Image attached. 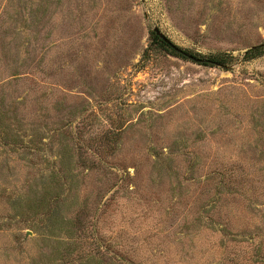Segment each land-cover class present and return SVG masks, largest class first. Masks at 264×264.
<instances>
[{"label": "rangeland", "instance_id": "374dc122", "mask_svg": "<svg viewBox=\"0 0 264 264\" xmlns=\"http://www.w3.org/2000/svg\"><path fill=\"white\" fill-rule=\"evenodd\" d=\"M261 44L264 0H0V264H264Z\"/></svg>", "mask_w": 264, "mask_h": 264}, {"label": "trees", "instance_id": "16d2710c", "mask_svg": "<svg viewBox=\"0 0 264 264\" xmlns=\"http://www.w3.org/2000/svg\"><path fill=\"white\" fill-rule=\"evenodd\" d=\"M153 42L154 44H156L157 46H159L160 48L169 51L173 56L181 58V59H185V60H192L194 63H197L199 65L202 66H206V67H210V68H221V69H226L229 65H231L234 61H236V58L228 52H216V53H211V54H199V53H195V52H191V51H183L184 54H181L179 52H177L176 50H174V48L168 44L167 42H165L164 40H162L159 36L156 35V33L154 31L150 32ZM262 55H264V44L261 45H257L254 46L250 49H248L247 51H245V53L243 54V61H251L254 59H257L259 57H261ZM82 213V212H81ZM80 213V214H81ZM78 217H76V225L75 223L71 222V236H70V241L69 238H67L68 241V245L71 250L76 251L74 249L77 248V245L79 244L78 240H77V236H75L78 230H82V226L81 224L77 225L78 223V218H79V214H77ZM53 216H51V213H49L46 216L45 221H47L48 219H52ZM95 241V245L98 248H101V244L97 242V240ZM253 247V244H251ZM256 250L258 252H260V255L257 254L259 257H257L259 259V262L261 263L264 260V251H261V247L262 244H256ZM253 247V248H254ZM255 249V248H254ZM77 253V252H76ZM76 253H74V255H76ZM68 254L70 255V252L65 251V256H68ZM74 257V256H72ZM254 257L253 254H251L249 256L250 259H252ZM73 259V258H72ZM74 261V259H73Z\"/></svg>", "mask_w": 264, "mask_h": 264}, {"label": "water", "instance_id": "95a60500", "mask_svg": "<svg viewBox=\"0 0 264 264\" xmlns=\"http://www.w3.org/2000/svg\"><path fill=\"white\" fill-rule=\"evenodd\" d=\"M153 31L156 33L157 36H159L162 40H164L165 42H167L168 44H170L174 50H176L177 52L184 54L182 50H180L178 47L174 46L158 29H153Z\"/></svg>", "mask_w": 264, "mask_h": 264}]
</instances>
